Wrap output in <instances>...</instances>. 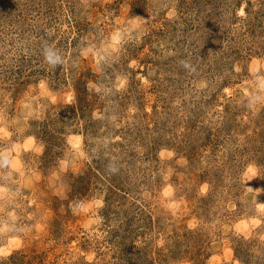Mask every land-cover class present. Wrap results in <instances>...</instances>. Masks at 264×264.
I'll return each mask as SVG.
<instances>
[{
    "label": "rangeland",
    "instance_id": "rangeland-1",
    "mask_svg": "<svg viewBox=\"0 0 264 264\" xmlns=\"http://www.w3.org/2000/svg\"><path fill=\"white\" fill-rule=\"evenodd\" d=\"M0 264H264V0H0Z\"/></svg>",
    "mask_w": 264,
    "mask_h": 264
}]
</instances>
